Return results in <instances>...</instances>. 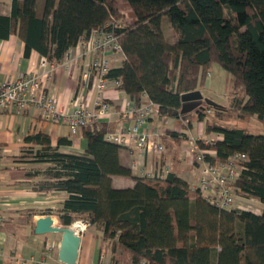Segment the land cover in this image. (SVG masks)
I'll use <instances>...</instances> for the list:
<instances>
[{"label": "trees", "instance_id": "trees-1", "mask_svg": "<svg viewBox=\"0 0 264 264\" xmlns=\"http://www.w3.org/2000/svg\"><path fill=\"white\" fill-rule=\"evenodd\" d=\"M124 1L134 19L109 26L120 35L125 59L108 76L121 79V88L133 98L146 93L161 117L179 118L185 129L168 130L172 139L186 138L194 122H204L208 134L222 135L211 143L198 141L216 152H206V161L246 153L236 192L259 199L262 212L221 208L175 172L137 176L133 186L115 187L113 175L129 176L132 169L120 160L122 145L105 139L111 128L102 122L83 127V153L61 151L60 144L72 142L67 137L53 146L47 133L26 136L38 147L25 156L50 164L39 188L66 191L55 209L63 224L84 219L101 229L103 242L129 252L130 261L120 264H264V134L224 122L228 114L264 122V0ZM119 16L116 0H12L10 13L0 14V39L16 34L26 57L36 50L60 60L81 36ZM164 16L174 41L163 27ZM213 61L231 74V102L206 105L185 121L182 94L203 87Z\"/></svg>", "mask_w": 264, "mask_h": 264}, {"label": "crops", "instance_id": "crops-1", "mask_svg": "<svg viewBox=\"0 0 264 264\" xmlns=\"http://www.w3.org/2000/svg\"><path fill=\"white\" fill-rule=\"evenodd\" d=\"M11 2L12 0H0V14L10 13ZM24 51L25 43L18 35L13 34L8 39H0V81L15 78L20 72L34 71L38 68L40 59L44 55L33 50L30 56L26 57ZM83 64L84 61L81 60L79 66L76 65L71 72H67L60 65L54 78L47 84V90L55 95L63 111L72 110L71 100L79 86L77 79L82 75ZM120 96L124 99L129 94L121 91ZM114 103L118 104V101ZM101 122L109 124L111 128L109 131H117L123 125L131 124L132 120H124L115 112L109 119ZM144 129L165 145V151L161 155H156L141 151L133 143L122 145L120 160L132 169V175H113V185L129 187L135 184L137 176L165 177L168 173L175 172L187 180L192 188H195L199 181L198 163L194 154L189 151V138L193 136L200 140L196 136L197 133L202 137L211 135L206 133L205 123L194 122L193 127L187 130L186 138L174 140L168 136V130L182 133L185 128L181 120L161 117L154 113L148 119ZM36 132L49 134L53 146L58 145L61 137L71 139V144H60V150L64 152L83 153L87 148V138L83 134V128L77 135L72 136L65 123L45 122L33 108L24 112L5 111L0 108V142L5 148L0 164V214L4 218L0 226V264H16L14 252L27 259L42 258L48 247L53 248L52 260L59 261L62 233L51 232L38 235L34 233V225L36 219L44 214L57 215L58 225H64L55 209L60 207L68 193L63 190L47 192L39 188V183L46 181L44 172L50 164L34 161L32 156H25L27 149L38 147L25 139L26 136ZM166 135L167 142L164 143L163 137ZM208 153L213 156L216 154L212 149ZM134 161L138 162L137 167H132ZM165 166L168 168V173L160 174L159 171ZM247 198L254 197L240 195L239 200L245 202ZM258 205L262 210L263 203L260 200ZM32 210L40 214H32ZM47 210L51 213H44ZM101 237L102 230L93 225L82 233L77 264H120L130 261L127 250L117 248L114 251L111 243L103 242Z\"/></svg>", "mask_w": 264, "mask_h": 264}, {"label": "built area", "instance_id": "built-area-1", "mask_svg": "<svg viewBox=\"0 0 264 264\" xmlns=\"http://www.w3.org/2000/svg\"><path fill=\"white\" fill-rule=\"evenodd\" d=\"M111 24L121 26L110 21L105 26L93 29L88 35L81 36L77 45L71 47L60 60L51 62L47 56H43L36 70L20 72L15 78L0 81V108L17 112L33 108L45 122L65 123L72 136L77 135L87 124L105 121L117 112L124 120L131 119L132 123L123 125L117 131H108L105 134L106 140L121 145L133 143L141 151L161 155L165 145L144 129L148 119L157 113L158 105L146 93H142L140 98L129 95L122 99L120 92L125 91L121 88L122 80L108 76L111 68L121 66L125 59L120 35L114 29H109ZM81 60L84 61V70L77 79L79 86L71 100L72 110L66 112L60 109L55 95L47 90V84L54 78L60 65L71 72L76 65L79 66ZM116 101L118 104L114 103ZM196 136L205 143L222 139V135L217 133L203 137L197 133ZM198 141L193 136L189 138V151L198 163L199 181L195 188H199L205 197L221 208L261 214L259 200L247 198L242 202L235 188L243 168L242 163L248 159V155L238 152L225 161L213 164L204 158L209 149L201 148ZM4 154L5 148L0 142V164ZM137 166L138 162L134 161L132 167ZM159 172L166 174L168 168L165 166ZM3 221L0 214V226ZM70 226L82 235L90 223L77 219ZM52 252L53 248L48 247L46 254L39 259H27L14 252V259L16 264H67L61 260L53 261Z\"/></svg>", "mask_w": 264, "mask_h": 264}, {"label": "rangeland", "instance_id": "rangeland-1", "mask_svg": "<svg viewBox=\"0 0 264 264\" xmlns=\"http://www.w3.org/2000/svg\"><path fill=\"white\" fill-rule=\"evenodd\" d=\"M118 5L119 17H115L112 21H117L122 26L130 24L134 19V13L131 7L124 0H116ZM163 27L166 33L169 34L170 41H174L176 34L170 26L168 16L163 17ZM203 87L200 89L204 97L213 99L217 103L227 106L231 102L234 90L232 88L231 74L228 73L218 61H213L208 72L204 77ZM214 114V111L211 112ZM225 124L229 126H237L245 128L254 133L264 134V122H261L256 117H247L245 119L238 118L235 114H228L224 119Z\"/></svg>", "mask_w": 264, "mask_h": 264}, {"label": "water", "instance_id": "water-1", "mask_svg": "<svg viewBox=\"0 0 264 264\" xmlns=\"http://www.w3.org/2000/svg\"><path fill=\"white\" fill-rule=\"evenodd\" d=\"M206 105L219 106L220 104L204 97L200 89L187 91L182 94L181 114L184 120H189L194 112L204 108ZM51 232L62 233L59 248V260L67 264H77L79 249L81 245V235L70 225H58V218L55 214H44L38 217L34 225V233L41 235Z\"/></svg>", "mask_w": 264, "mask_h": 264}, {"label": "flooded vegetation", "instance_id": "flooded-vegetation-1", "mask_svg": "<svg viewBox=\"0 0 264 264\" xmlns=\"http://www.w3.org/2000/svg\"><path fill=\"white\" fill-rule=\"evenodd\" d=\"M202 109V108H201Z\"/></svg>", "mask_w": 264, "mask_h": 264}]
</instances>
